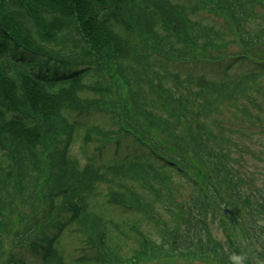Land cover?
Listing matches in <instances>:
<instances>
[{
  "label": "trees",
  "instance_id": "1",
  "mask_svg": "<svg viewBox=\"0 0 264 264\" xmlns=\"http://www.w3.org/2000/svg\"><path fill=\"white\" fill-rule=\"evenodd\" d=\"M246 127L264 134V0H0V263L264 255V170L248 180L237 158ZM101 199L133 213L127 232Z\"/></svg>",
  "mask_w": 264,
  "mask_h": 264
},
{
  "label": "rangeland",
  "instance_id": "2",
  "mask_svg": "<svg viewBox=\"0 0 264 264\" xmlns=\"http://www.w3.org/2000/svg\"><path fill=\"white\" fill-rule=\"evenodd\" d=\"M175 1V0H173ZM180 1L182 3H186V0H177ZM191 1V0H189ZM233 51V50H230ZM200 65V64H199ZM190 65L191 66L189 69L192 71H198L200 68L203 67V65ZM196 66V67H194ZM179 69H183V68H179ZM113 83V82H112ZM111 93H113L114 89L110 88ZM112 106V104H107V107ZM85 120L89 121V122H94L97 123V125H99L102 128H109L110 127V122L109 119L100 114V113H94L92 116L90 117H83ZM245 130L247 131V135L248 136H241L239 138L240 142L247 145L250 149L249 152H239L237 154V158H240V166L242 167V174L244 175V177L248 180H253L255 182H260L262 179V174L263 173H259V170L262 171L264 170V134H256L257 131L255 129H253L252 127H246ZM255 134V135H254ZM249 136H253L252 139L248 138ZM79 142L74 143L73 145V153L74 155L80 160L82 161V156L80 154V147H79ZM100 143L97 142H92L91 144H89L88 146V152L92 153L94 152L96 147H99ZM104 149V148H102ZM114 150L113 147L108 146L107 148H105L103 151V155L104 157L109 158L112 154V151ZM101 151V152H102ZM255 156H253V155ZM83 162V161H82ZM174 194H175V199L177 201H182L184 203V205H186L188 203V199H189V193L190 190L187 187V185H185L183 182H181L179 179L178 181H176V185L174 187L173 190ZM100 200V198H99ZM103 201V199H101ZM104 203V201H103ZM104 207L106 209H104ZM21 211L25 214H28V206H21ZM102 210L104 212H106L108 214V216H112L114 219L119 220V222L122 223V229L127 232V230H129V224L132 223L133 221V213H124L123 211L108 205V204H103L102 205ZM13 222H16L17 219L15 216L11 217ZM138 228H140L141 230H143V232L148 231L150 232V236L153 238H157L158 235L155 232V230L153 229V227L150 224H146L145 222H142L140 225H137ZM206 228H208L209 233L213 236V237H217L220 238L221 235L218 234L217 230H215L214 225L207 223ZM15 230V229H14ZM14 230H12V233H14ZM132 232L130 231V234ZM264 237V236H263ZM262 237V239H263ZM13 236H9L7 239L8 241L13 239ZM158 239V238H157ZM64 245H65V249L67 250L66 253H77L78 251H76L75 249L77 248L75 241L66 238L64 241ZM128 250L131 248V244H130V240H125V244H124ZM127 248L123 249V252L127 251ZM259 248V247H258ZM23 250V249H22ZM22 250H14L16 251H20V253H22ZM247 252V251H246ZM244 251V260L239 259V261H237V264H264V255L263 254H255L251 251L246 253ZM24 255V260H25V264H39L38 263V259L27 253V252H23ZM190 258H189V257ZM192 254H188L187 256H181V258L179 260H170L167 261L165 258H159V262H153L151 264H201L194 256L192 257ZM174 257V256H172ZM243 257V256H242ZM190 261L192 263H190ZM206 261V260H205ZM247 261V262H246ZM205 263V262H202ZM1 264V263H0ZM207 264H210V262H208Z\"/></svg>",
  "mask_w": 264,
  "mask_h": 264
}]
</instances>
